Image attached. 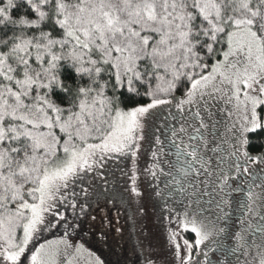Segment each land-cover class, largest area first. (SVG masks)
Returning a JSON list of instances; mask_svg holds the SVG:
<instances>
[{"label": "snow or ice", "instance_id": "snow-or-ice-1", "mask_svg": "<svg viewBox=\"0 0 264 264\" xmlns=\"http://www.w3.org/2000/svg\"><path fill=\"white\" fill-rule=\"evenodd\" d=\"M122 213L135 264H264V0H0V264Z\"/></svg>", "mask_w": 264, "mask_h": 264}, {"label": "trees", "instance_id": "trees-1", "mask_svg": "<svg viewBox=\"0 0 264 264\" xmlns=\"http://www.w3.org/2000/svg\"><path fill=\"white\" fill-rule=\"evenodd\" d=\"M117 223L124 229V239H120L119 233L113 232L112 238L106 244H94L92 249L99 253L107 264H135L138 252H134V249L139 247L135 229L123 213Z\"/></svg>", "mask_w": 264, "mask_h": 264}, {"label": "rangeland", "instance_id": "rangeland-1", "mask_svg": "<svg viewBox=\"0 0 264 264\" xmlns=\"http://www.w3.org/2000/svg\"><path fill=\"white\" fill-rule=\"evenodd\" d=\"M144 225H145V229H144L145 233L151 236V238L153 240V243L157 246V252L161 256H165L166 253H165V248H164L163 226L157 221L156 213L153 212L151 209H149L148 218L144 221ZM133 229H135V233H136V236H137L136 227L133 226ZM58 238H59V234H56V235L48 234V239L56 240ZM137 240H138V243H139L138 237H137ZM100 246H102V245H100ZM96 254L100 255L97 252H96Z\"/></svg>", "mask_w": 264, "mask_h": 264}]
</instances>
